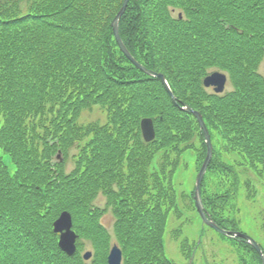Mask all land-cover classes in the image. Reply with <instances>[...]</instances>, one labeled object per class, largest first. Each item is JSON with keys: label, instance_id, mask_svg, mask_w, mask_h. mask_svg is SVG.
<instances>
[{"label": "trees", "instance_id": "1", "mask_svg": "<svg viewBox=\"0 0 264 264\" xmlns=\"http://www.w3.org/2000/svg\"><path fill=\"white\" fill-rule=\"evenodd\" d=\"M122 3L0 0V264H108L112 237L122 264H174L163 240L173 176L186 151L195 152L196 171L206 155L204 133L181 106L206 123L207 173H232L238 157L264 174V0L129 1L119 20L123 43L164 74L175 100L118 47L111 22ZM213 69L228 73L231 89L203 86ZM94 107L106 121L80 123ZM143 117L154 121L150 142L141 135ZM70 148L77 150L70 155ZM205 177V211L228 228L223 202L231 193L208 194ZM63 210L79 236L72 256L52 227ZM107 211L112 232L101 219ZM86 242L94 249L89 260L81 253ZM242 242L250 256L243 264H261Z\"/></svg>", "mask_w": 264, "mask_h": 264}, {"label": "rangeland", "instance_id": "2", "mask_svg": "<svg viewBox=\"0 0 264 264\" xmlns=\"http://www.w3.org/2000/svg\"><path fill=\"white\" fill-rule=\"evenodd\" d=\"M259 72L264 76V58L259 64ZM231 89V84L226 85L225 90ZM97 120L100 123L106 121L105 113L94 107L91 111L82 112L79 122L87 123ZM2 117L0 116V126ZM77 149L70 148V155ZM56 153V157L58 156ZM4 162L10 171L13 164L6 153H2ZM60 157L58 161H60ZM234 166L232 173L217 171L207 173L204 187L208 194L218 191H229V195L223 202V216L226 226L236 228L259 245L264 247V174L260 175L253 169L239 165L238 157H231ZM69 161L66 172L71 168ZM196 171V154L193 150L186 151L178 166L173 181L175 182V204L168 211V219L164 230L165 253L175 264H242L240 255L247 253L246 247L233 245L231 240L203 223L193 201V190ZM218 185L220 189H218ZM104 197L96 200L97 204L104 205ZM193 202V203H192ZM73 219V217H72ZM102 223L112 232L114 221L110 211L104 212ZM117 244L116 238L112 237L109 245ZM94 251L89 242L84 244L82 250ZM108 250V252H109Z\"/></svg>", "mask_w": 264, "mask_h": 264}, {"label": "water", "instance_id": "3", "mask_svg": "<svg viewBox=\"0 0 264 264\" xmlns=\"http://www.w3.org/2000/svg\"><path fill=\"white\" fill-rule=\"evenodd\" d=\"M128 2H129V0L123 1L120 10L118 11V13L115 15L114 19L111 22L113 33H114L115 39L118 43V46L121 49V51L127 56V58L130 61H132L137 67H139L142 71H144L145 73H147L149 75L159 77L162 80V82H163L165 88L167 89V91L169 92V94L174 99L172 91L170 90V88H169V86L165 80L164 75L162 73H157L153 70L147 69L146 67L141 65L138 61H136L134 59V57L130 54L128 49L123 44V41L119 35L118 22H119L121 15L125 11V8H126ZM225 82H226V76L222 73H219V72H213L211 75L205 77V79H204V84L206 86L214 85L215 86L214 89L216 92H221L223 90ZM186 110L189 112H192L197 117L198 122H199V124H200V126L203 129V132L205 134V140H206V145H207V154H206L204 162H203V164H202V166H201V168L197 174L195 189H194L195 205H196V208L198 210V213H199L203 223L206 224L207 226L215 229L216 231L220 232L223 235H227L230 237H242V238L246 239L256 249V251L258 252V254L261 257L262 263L264 264V254H263L259 244L255 240H253L252 238H250L249 236H247L243 233L226 230V229L219 227L213 221V219H211L210 217H208L206 215V213L204 211L202 199H201V183H202L203 176L207 170V167L210 163V160L212 158V145H211L209 133L206 129L205 123H204L201 115L198 112L193 111L190 107H186ZM140 126H141V130H142V135L146 141H150L155 137L154 124H153V120L151 118H148V117L143 118L141 120ZM53 226H54V231L56 233L60 234L59 235V242H58L59 247L64 252H66L68 255H73L75 253V250H76L75 240L77 238V235L72 230L71 214L68 211H62V213L59 215V217L54 221ZM90 256H91V252H87L84 254L85 259H88ZM121 256H122L121 250L118 248V246L114 245L111 248L109 255L107 257L108 264H120Z\"/></svg>", "mask_w": 264, "mask_h": 264}]
</instances>
